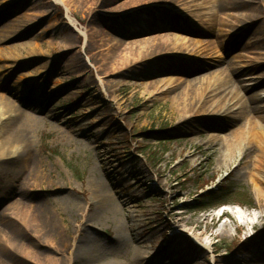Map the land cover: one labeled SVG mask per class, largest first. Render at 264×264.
Returning a JSON list of instances; mask_svg holds the SVG:
<instances>
[{"label": "rangeland", "instance_id": "1", "mask_svg": "<svg viewBox=\"0 0 264 264\" xmlns=\"http://www.w3.org/2000/svg\"><path fill=\"white\" fill-rule=\"evenodd\" d=\"M99 1L59 0L56 5L51 0H0V98H10L21 110L40 119L32 124L30 153L18 156L9 175L0 171V264H39L22 254L24 248L35 251L43 263L51 259L52 264H85L84 256L67 260L86 229L94 233L100 247L96 253L100 264H264V219H253L249 226L231 215L219 220L213 209L199 211L204 196L223 187L233 190L231 203L242 206L251 217L260 213L264 198L258 194L260 188L264 192V183L258 182L257 174L263 171L252 169L237 176L242 152L230 165L221 166L212 150L233 140L234 132L241 128L250 139L253 131L263 132L264 122L246 116L229 124L202 113L181 120L173 108L174 95L162 99L150 94L147 87L182 76L170 73L173 69L158 76L147 69L136 70L133 79L106 81L95 69L103 67L94 62L98 48L104 45L99 36H109L111 45L114 38H124L120 34L129 25L116 17V9L122 12L126 8L118 7L142 0H116L104 6L112 0H101L102 12L91 13ZM67 9L79 23L75 29L68 25ZM164 34L167 32L160 35ZM185 36L196 42L213 41L203 34ZM70 47L72 53H68ZM15 49L20 51L18 57L10 61L2 58ZM258 52L220 53L218 60L223 62L184 78L212 77L205 94L224 86L219 92L226 91L225 95L208 99V111L218 103L223 106L225 96L239 90V99L252 94L261 99L264 117V69L244 73L237 59L239 55L264 56V48ZM76 54L87 65L84 71L75 69ZM16 62L21 64L14 66ZM231 64L239 70L234 74L236 86L228 80L224 83L223 72ZM99 76L105 78V84L101 85ZM8 116H1L0 143L6 127L3 120ZM211 135L220 140L211 139ZM248 156L249 161L262 158L260 147L254 145ZM15 173L20 176L15 178ZM32 178L41 184L20 188ZM98 181L111 190L121 208L93 220L98 201L92 191ZM70 196L78 197L82 209L73 213L64 209L63 199ZM16 205L24 210L47 207L54 231L48 236L50 242L30 237L19 218L9 215ZM226 221H234L232 235L220 232ZM6 237L12 246L7 245ZM207 238L211 246L204 249L201 243ZM252 238L256 239L248 244ZM67 242L74 243L72 249L68 250ZM136 252L142 261L136 260Z\"/></svg>", "mask_w": 264, "mask_h": 264}, {"label": "bare ground", "instance_id": "2", "mask_svg": "<svg viewBox=\"0 0 264 264\" xmlns=\"http://www.w3.org/2000/svg\"><path fill=\"white\" fill-rule=\"evenodd\" d=\"M51 1L53 4H59V0ZM82 1L90 2L91 0ZM115 1L105 2L103 6ZM101 3V0L96 3L90 12L99 13ZM118 8V10L126 8L122 12H118L116 9L115 14L118 15L116 17L121 16L120 20L125 21L124 23L129 26L125 27V31L120 34L124 38H114L112 45L107 43L109 36L105 34L99 36L104 43V47L100 45L99 52L94 57V62L103 64V67L95 66L97 73L105 75L106 78L99 76L98 80L101 85L105 84V80L108 81L110 78V81H114L112 80L114 78L133 79L136 77V70L143 71V69H147L152 76H158L165 75L169 69H173L174 71L170 73L182 76L159 80L147 84V87L149 86L148 91L150 90V94L157 95L162 99H168L174 95L171 98L173 108L180 114L181 120L192 119L202 113L215 119L218 117L219 120L228 121L229 124L240 121L246 116H254L253 119L264 122L263 108L260 106L261 99L257 96L252 94V96H243L239 99V90H234V94L230 92L225 96L226 103L223 106L218 103L212 111H208L205 109L208 99L220 93L225 95L226 91L219 92L224 86L221 85L217 89L214 87L213 90H210V93L205 94L208 92V81H211L212 77L208 79L195 78L191 81L184 78L185 75L209 70L215 62H223L224 59L218 60V58H222V55L219 56L220 53L225 56L239 50L247 53H259L258 50L264 48V0H142V3L137 5L134 1H131ZM204 9L209 13H194L196 10L198 12V10ZM68 19V25L75 29L79 23L71 17L69 11ZM165 32L167 34L160 35ZM200 32L211 37L213 41L207 43L203 41L196 42L186 36L184 37V35H202ZM148 33L157 34L146 40L136 39L127 42V39H135ZM245 39L247 40L245 41ZM70 49L72 47L68 49V53H72ZM19 53L20 51L15 49L10 54L7 52L2 54V58L10 61L12 58L18 57ZM75 57V69L78 72L84 71L87 68L86 63L77 54ZM237 59L240 60L239 67H243L241 69H244V73L251 74L258 69H264V56L258 58L252 55H239ZM19 62H16L14 66L21 64ZM235 67L231 64L223 72L226 75V78L222 75L225 78L224 83L228 80V84L236 86L237 82L234 80V74L239 70ZM145 79H148V77ZM217 83L220 84V82ZM182 89L184 90L182 91ZM236 89H238V86ZM247 91L250 94L252 90L248 88ZM177 92L179 93L176 94ZM234 108H238L236 112H232ZM119 110L122 111L121 108ZM5 115L9 116L3 120L6 127L3 129L5 132L2 131L4 136H2L0 143V171L3 170L5 175H9V170L12 169L11 165L15 164L18 156L26 152L30 153L32 148V124L40 119L27 111L21 110L8 97L0 98V122L2 120L1 116ZM262 129L263 132L255 130L251 138L246 139L244 129L241 128L234 132L235 140H230L221 149L214 148L212 153L213 156L219 157V165H230L236 158L237 153L242 152V158L235 169L237 176L251 173L252 169H260L264 173V169H261L264 168V128ZM210 138L220 140L215 135H211ZM254 145L260 147L262 158L259 156L249 161L248 155L252 154ZM19 176L18 173H15V178ZM257 179L258 182L263 184L264 174H257ZM23 184H26V182ZM40 184L37 183L36 178H32L27 181L24 187L20 188L28 190L36 188ZM94 188L92 195L98 201V212L93 220L100 219L103 213L119 212L121 206L114 202L111 190L102 181L96 182ZM259 191L261 192L258 194L259 197L264 198L263 190L260 188ZM63 200V207L66 211L73 213L78 209H82L77 196L65 197ZM122 205L124 206V204ZM11 211L9 215L13 218L14 216L19 218L30 237L44 239L47 243L50 242L48 236L54 231L50 226V217L46 206L40 205L35 209L29 206V209L24 210L16 205ZM223 211L229 212L232 217L249 226L252 225L253 219H264V206L261 208L260 213L255 214L253 217L248 216L247 210L240 207H226ZM234 227V221H226L220 232L232 235ZM71 240L74 241V237H71ZM78 241L75 251L69 253L70 257L67 262H72L74 260L73 256L76 255L81 258L84 256L85 264H100L96 255V253H99L100 247H98L94 233L86 229L83 234L80 233ZM6 242H8L7 245L12 246L9 237H6ZM201 244L204 249H209L211 246L209 238ZM73 246L74 243L67 242L68 250L72 249ZM22 254L35 263H53L51 259H46V263H43L35 251L27 248H24ZM135 258L137 261L143 260L139 252H136Z\"/></svg>", "mask_w": 264, "mask_h": 264}, {"label": "trees", "instance_id": "3", "mask_svg": "<svg viewBox=\"0 0 264 264\" xmlns=\"http://www.w3.org/2000/svg\"><path fill=\"white\" fill-rule=\"evenodd\" d=\"M232 194H233V190L229 188L220 187L216 192H211L207 194V196H204L205 200H203V202L200 203L201 205H200L199 211H205L210 208L232 202V199H231ZM240 196H243V195H240ZM245 198L247 197L245 196ZM253 204H254L253 201H250L249 206L252 207ZM255 239L256 238H252L247 243L249 244ZM241 246L243 245H239L238 247H241Z\"/></svg>", "mask_w": 264, "mask_h": 264}]
</instances>
